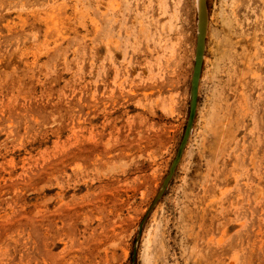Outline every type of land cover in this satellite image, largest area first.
Wrapping results in <instances>:
<instances>
[{"label":"rangeland","instance_id":"rangeland-1","mask_svg":"<svg viewBox=\"0 0 264 264\" xmlns=\"http://www.w3.org/2000/svg\"><path fill=\"white\" fill-rule=\"evenodd\" d=\"M207 6L139 235L197 0H0V264H264V0Z\"/></svg>","mask_w":264,"mask_h":264},{"label":"water","instance_id":"water-1","mask_svg":"<svg viewBox=\"0 0 264 264\" xmlns=\"http://www.w3.org/2000/svg\"><path fill=\"white\" fill-rule=\"evenodd\" d=\"M199 12H198V27H197V42H196V53H195V61H194V68L192 73L191 79V89H190V109H189V116L188 121L185 126V131L182 137V140L179 144L177 149L176 155L171 162L170 168L168 173L166 174L162 186L158 193L156 194L153 202L149 206L148 210L146 211L140 227H139V235H141L143 231V226L150 216L151 212L163 196L166 187L168 186L169 182L171 181L174 173L178 167V164L182 158L188 140L190 138L191 132L193 130L195 117L197 113V104H198V89H199V81L202 72V66L204 61V53H205V46H206V37H207V26H208V6L207 0H199ZM137 253V246H135L134 254Z\"/></svg>","mask_w":264,"mask_h":264},{"label":"bare ground","instance_id":"bare-ground-1","mask_svg":"<svg viewBox=\"0 0 264 264\" xmlns=\"http://www.w3.org/2000/svg\"><path fill=\"white\" fill-rule=\"evenodd\" d=\"M198 5H199V0H197V9H198V12H199V7H198ZM208 21H209V19H208ZM207 28H208V26H207Z\"/></svg>","mask_w":264,"mask_h":264}]
</instances>
